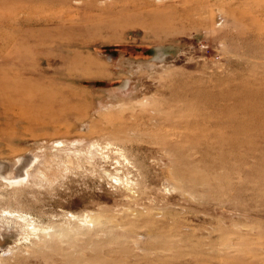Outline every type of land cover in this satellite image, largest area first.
Listing matches in <instances>:
<instances>
[{"label": "rangeland", "instance_id": "obj_1", "mask_svg": "<svg viewBox=\"0 0 264 264\" xmlns=\"http://www.w3.org/2000/svg\"><path fill=\"white\" fill-rule=\"evenodd\" d=\"M0 264H264V0H0Z\"/></svg>", "mask_w": 264, "mask_h": 264}, {"label": "bare ground", "instance_id": "obj_2", "mask_svg": "<svg viewBox=\"0 0 264 264\" xmlns=\"http://www.w3.org/2000/svg\"><path fill=\"white\" fill-rule=\"evenodd\" d=\"M62 144V143H61ZM32 228H33V226H32ZM34 229V228H33Z\"/></svg>", "mask_w": 264, "mask_h": 264}]
</instances>
